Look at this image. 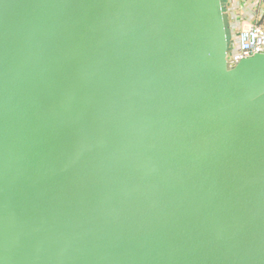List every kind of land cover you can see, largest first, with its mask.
<instances>
[{"label":"water","instance_id":"obj_1","mask_svg":"<svg viewBox=\"0 0 264 264\" xmlns=\"http://www.w3.org/2000/svg\"><path fill=\"white\" fill-rule=\"evenodd\" d=\"M221 0H0V264H264V54Z\"/></svg>","mask_w":264,"mask_h":264},{"label":"built area","instance_id":"obj_2","mask_svg":"<svg viewBox=\"0 0 264 264\" xmlns=\"http://www.w3.org/2000/svg\"><path fill=\"white\" fill-rule=\"evenodd\" d=\"M227 12L225 8L231 40L227 41L226 65L232 68L243 59L264 54V27L257 21L243 26V18L230 17Z\"/></svg>","mask_w":264,"mask_h":264},{"label":"crops","instance_id":"obj_3","mask_svg":"<svg viewBox=\"0 0 264 264\" xmlns=\"http://www.w3.org/2000/svg\"><path fill=\"white\" fill-rule=\"evenodd\" d=\"M230 17L243 18V26L259 22L264 27V0H221Z\"/></svg>","mask_w":264,"mask_h":264},{"label":"rangeland","instance_id":"obj_4","mask_svg":"<svg viewBox=\"0 0 264 264\" xmlns=\"http://www.w3.org/2000/svg\"><path fill=\"white\" fill-rule=\"evenodd\" d=\"M226 35H227V41H228V43H230L231 35H230V31H229V27L228 26L226 27Z\"/></svg>","mask_w":264,"mask_h":264}]
</instances>
